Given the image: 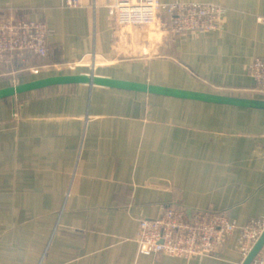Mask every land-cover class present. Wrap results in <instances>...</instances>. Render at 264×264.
Listing matches in <instances>:
<instances>
[{
  "label": "crops",
  "instance_id": "1",
  "mask_svg": "<svg viewBox=\"0 0 264 264\" xmlns=\"http://www.w3.org/2000/svg\"><path fill=\"white\" fill-rule=\"evenodd\" d=\"M59 1L19 4V18L45 20L52 35L49 56L17 72L260 98L249 66L264 58V0H199L236 11L219 32L184 37L165 15L153 32L116 25L112 0ZM169 207L223 210L239 224L264 216L263 109L90 83L0 99V264H243L235 240L216 257L142 254L140 221Z\"/></svg>",
  "mask_w": 264,
  "mask_h": 264
},
{
  "label": "built area",
  "instance_id": "2",
  "mask_svg": "<svg viewBox=\"0 0 264 264\" xmlns=\"http://www.w3.org/2000/svg\"><path fill=\"white\" fill-rule=\"evenodd\" d=\"M22 0H0V78L15 76L17 62L30 56H49L52 35L45 20L19 18ZM62 9H79L80 0H60ZM236 11L222 3L199 0H112L110 18L122 27H156L160 15L167 17L168 32L173 37L194 33H215L226 16ZM264 23V15L257 14ZM255 91L264 95V58H255L249 66ZM264 232V216L250 218L243 224L223 210L189 211L186 207H169L154 219H142L138 243L142 254L158 263L166 257L185 259L216 257L231 240L245 260ZM251 264H264V247Z\"/></svg>",
  "mask_w": 264,
  "mask_h": 264
},
{
  "label": "water",
  "instance_id": "3",
  "mask_svg": "<svg viewBox=\"0 0 264 264\" xmlns=\"http://www.w3.org/2000/svg\"><path fill=\"white\" fill-rule=\"evenodd\" d=\"M168 48H174L173 42L166 41ZM66 83H90L97 85L112 86L124 88L134 91H143L151 94H160L182 98L187 100H197L217 104L234 105L245 108H255L264 110V99H257L252 97L234 96L229 94H219L213 92H200L185 90L175 86H164L158 84H150L146 82H138L127 79H118L113 77H100L92 75V73H81L80 70L73 71L72 73L54 72L46 77H38L27 82H21L16 85H10L0 88V99L10 96H15L27 91L35 90L42 87H47L56 84ZM264 247V232L256 242L253 249L250 251L243 264H251L258 253Z\"/></svg>",
  "mask_w": 264,
  "mask_h": 264
},
{
  "label": "rangeland",
  "instance_id": "4",
  "mask_svg": "<svg viewBox=\"0 0 264 264\" xmlns=\"http://www.w3.org/2000/svg\"><path fill=\"white\" fill-rule=\"evenodd\" d=\"M27 72L19 70L15 76L12 75H7L6 77L0 78V88L5 87V86H10V85H16L21 82L28 81L29 79L32 78H37V77H45L48 73H23ZM73 71H67L66 73H72ZM50 74V73H49Z\"/></svg>",
  "mask_w": 264,
  "mask_h": 264
},
{
  "label": "trees",
  "instance_id": "5",
  "mask_svg": "<svg viewBox=\"0 0 264 264\" xmlns=\"http://www.w3.org/2000/svg\"><path fill=\"white\" fill-rule=\"evenodd\" d=\"M17 64L19 65L20 62H17ZM258 95V94H257ZM260 98H257V99H261V98H264V95H258ZM253 98H256V97H253Z\"/></svg>",
  "mask_w": 264,
  "mask_h": 264
},
{
  "label": "bare ground",
  "instance_id": "6",
  "mask_svg": "<svg viewBox=\"0 0 264 264\" xmlns=\"http://www.w3.org/2000/svg\"><path fill=\"white\" fill-rule=\"evenodd\" d=\"M149 29H150L151 31H153V32H154V31H155V32L157 31V28H156V27H152V28H149Z\"/></svg>",
  "mask_w": 264,
  "mask_h": 264
}]
</instances>
